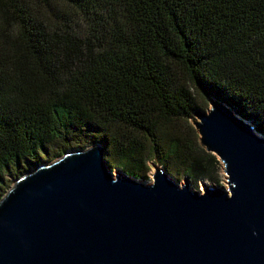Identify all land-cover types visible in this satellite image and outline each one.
Here are the masks:
<instances>
[{
    "label": "trees",
    "instance_id": "16d2710c",
    "mask_svg": "<svg viewBox=\"0 0 264 264\" xmlns=\"http://www.w3.org/2000/svg\"><path fill=\"white\" fill-rule=\"evenodd\" d=\"M208 100L264 136V0H0V200L93 145L128 177L214 182L178 125Z\"/></svg>",
    "mask_w": 264,
    "mask_h": 264
},
{
    "label": "water",
    "instance_id": "95a60500",
    "mask_svg": "<svg viewBox=\"0 0 264 264\" xmlns=\"http://www.w3.org/2000/svg\"><path fill=\"white\" fill-rule=\"evenodd\" d=\"M208 102L190 123L227 190L113 177L101 145L69 150L0 200V264H264V136Z\"/></svg>",
    "mask_w": 264,
    "mask_h": 264
},
{
    "label": "rangeland",
    "instance_id": "374dc122",
    "mask_svg": "<svg viewBox=\"0 0 264 264\" xmlns=\"http://www.w3.org/2000/svg\"><path fill=\"white\" fill-rule=\"evenodd\" d=\"M201 106H202L201 109L204 113H207L211 109L209 102H206V104H202ZM193 119H194V117H192V119H190V120L193 121ZM190 120H188V123L180 122V123H178V125H179V127H184V129H186V128L193 129L192 134H190L189 138L193 144H196L199 148L203 149L199 143L200 137H199L198 133L196 132L195 128L193 127V125L190 123ZM255 133H256V136H261V137L263 136L257 132H255ZM55 160H57V159H55ZM55 160H53L52 162H54ZM216 160L219 164V169H218L216 176L214 177V182H210L209 180H204V181L197 183L194 186L193 182L191 181V179L189 177H185L184 175H180L179 172H174V170H173V171H171L172 175H170V176L173 178L174 181H176L179 184V186L184 185L185 179H188L190 182L191 189L200 193V194L203 193V184H207L209 186L220 187V188H223L224 190H227V188H228L227 176L225 175V173L223 171V165L219 162L218 158H216ZM154 169L155 170L160 169V170L165 172L163 167L149 162L148 163V171H147L145 179H137V180L139 182H142L145 185H151L153 183V175L155 174ZM118 173H123V172L120 169H111V174L113 177H116Z\"/></svg>",
    "mask_w": 264,
    "mask_h": 264
}]
</instances>
